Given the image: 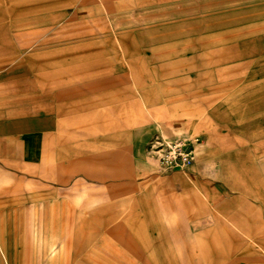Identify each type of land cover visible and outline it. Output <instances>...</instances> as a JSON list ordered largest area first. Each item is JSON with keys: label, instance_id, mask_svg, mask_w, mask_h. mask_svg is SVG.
I'll return each instance as SVG.
<instances>
[{"label": "rangeland", "instance_id": "obj_1", "mask_svg": "<svg viewBox=\"0 0 264 264\" xmlns=\"http://www.w3.org/2000/svg\"><path fill=\"white\" fill-rule=\"evenodd\" d=\"M7 134L35 157L0 171V264H264V0H0ZM176 138L192 162L158 172Z\"/></svg>", "mask_w": 264, "mask_h": 264}, {"label": "crops", "instance_id": "obj_2", "mask_svg": "<svg viewBox=\"0 0 264 264\" xmlns=\"http://www.w3.org/2000/svg\"><path fill=\"white\" fill-rule=\"evenodd\" d=\"M10 59V58H9ZM112 82V79L109 77L104 76L103 78H101L95 85L94 88H99L101 86H107ZM93 88V89H94ZM49 97L52 98V95H48ZM75 97V93L74 92H58L55 95H53V98L57 101V102H67V103H73L67 107L62 108L59 106L58 108L54 109L55 114H67L70 112H75L77 110H79L80 107H78V105H76L74 103V100H72ZM72 100V101H71ZM81 109V108H80ZM49 111V109H48ZM40 125L45 124L46 121H44L43 118H39ZM17 127L16 124H14L11 128L15 129ZM36 139V138H35ZM22 140L23 139H18L17 137L14 136H9V134L5 135L4 137L0 136V171L2 172H10V171H15L16 168L18 167H22L24 166V163L26 160L28 161H32L33 158L35 157V151L33 150V146L30 143V147L26 150H24L23 146H22ZM29 140H33V137H29ZM33 166L29 168V170L25 171V177H28V180H30L31 182L33 181ZM85 176V175H84ZM89 176V174L87 175ZM29 177H31L29 179ZM41 178L44 179L47 183V187L50 183H52L54 185V189L51 187H48L46 189H42L41 193H39L37 196L38 198L40 197H45V196H49L50 194H53L56 196L57 194H59L60 192H62L63 190L65 191V185L68 182L69 176H65L61 173L58 174H54L51 170L49 171V169H47L46 171H43V173L41 174ZM73 179H74V175H73ZM77 179H75L73 182H75V184H77ZM32 191H30V195H24L23 197H21L20 199H9V202L12 203H17L19 201H24L25 203L32 201L33 199V195H32ZM6 199L2 198L0 199V202H5ZM20 209L18 207H14L11 206L10 207V211L8 212H1L0 211V252L2 254V256L7 260V253H5L3 250H10L12 251L14 248H10V246L8 248H6V244L9 245L10 242H12V244L16 245L17 242L19 241V236L22 235L23 229H24V224L21 223V218L22 215L24 214V212H22L21 210H17ZM1 217H5L4 219H8L10 220L8 224V226H6L5 231L7 233H3L2 232V223H1ZM5 226V224H3ZM9 237V239L7 238ZM6 238V239H5ZM1 245L3 247H1ZM10 256V255H9ZM8 256L9 260L11 259ZM13 261V259L11 260V262Z\"/></svg>", "mask_w": 264, "mask_h": 264}, {"label": "built area", "instance_id": "obj_3", "mask_svg": "<svg viewBox=\"0 0 264 264\" xmlns=\"http://www.w3.org/2000/svg\"><path fill=\"white\" fill-rule=\"evenodd\" d=\"M158 143L156 151L158 172L181 170L192 162V142L189 138H176Z\"/></svg>", "mask_w": 264, "mask_h": 264}]
</instances>
